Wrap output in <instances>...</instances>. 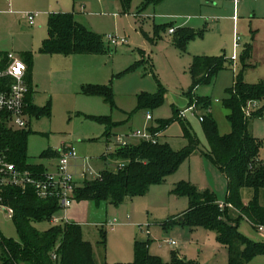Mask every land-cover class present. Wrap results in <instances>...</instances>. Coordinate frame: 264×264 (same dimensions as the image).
I'll list each match as a JSON object with an SVG mask.
<instances>
[{
	"label": "rangeland",
	"instance_id": "obj_1",
	"mask_svg": "<svg viewBox=\"0 0 264 264\" xmlns=\"http://www.w3.org/2000/svg\"><path fill=\"white\" fill-rule=\"evenodd\" d=\"M50 5L56 12L72 14L76 23L99 37L119 71L111 84L112 106L98 96H60L49 115L36 118L29 114L31 121L25 130L29 166L45 167L53 158H45L44 153L65 145L73 147L78 156L76 170L72 171L79 174L84 166L82 160L87 159V166L95 173L87 175V180L95 179L101 171L117 168L118 163L101 159L105 148H110V156L118 142L116 137L105 140L107 131L94 119L98 117H109L117 123L108 130L117 136L156 128L159 121H169L159 139L174 152L188 144L183 133L185 125L198 139L199 150L205 152L208 142L200 121L205 111L200 101L209 102L218 134L226 136L231 130L223 101L234 78L241 76L249 85L264 84V0H163L157 4L129 0L127 5L122 0H0V53L7 52L22 61L31 54L33 59L32 52L39 48L40 37L47 35L43 19L48 16L43 12ZM29 13L39 15L34 27L23 18ZM181 28L201 34L181 47L176 34ZM108 35L127 43L111 45L106 40ZM198 57L224 61L209 84L200 85L189 95V67ZM31 63L32 76L34 62ZM141 94L159 96L162 102L153 109L137 110ZM47 101L45 95L34 93L33 105L42 108ZM192 105L194 110H188ZM259 107L260 104H247L245 116H251ZM174 112L186 113L183 118L172 119ZM147 115L151 121L146 120ZM248 132L264 141V117L250 119ZM125 141L126 145L138 143L132 138ZM260 156H264V147ZM179 182L189 183L197 190H209L221 206L225 205V175L196 152L180 164L166 183L151 186L145 195L126 199L118 206L74 199L69 209L53 216L56 223L39 222L33 227L42 233L63 223L79 225L82 240L90 245L94 264H132L135 243L146 244L148 254L163 264H170L173 256L199 264H227L224 250L213 253L208 247L215 239L213 232L171 224L189 206L186 197L173 193ZM115 222L112 228L105 225ZM238 231L253 242H264V233L245 220L239 221ZM0 236L20 242L14 222L1 212ZM168 241L176 246L167 245ZM249 264H264V255L254 257Z\"/></svg>",
	"mask_w": 264,
	"mask_h": 264
},
{
	"label": "trees",
	"instance_id": "obj_2",
	"mask_svg": "<svg viewBox=\"0 0 264 264\" xmlns=\"http://www.w3.org/2000/svg\"><path fill=\"white\" fill-rule=\"evenodd\" d=\"M163 0H145V4H157ZM128 4L129 0H122ZM179 45L184 47L201 32L192 29H178ZM105 51L100 38L76 23L70 13L50 14L47 22V38L43 41L40 53L46 55L71 56L75 54L96 55ZM32 55L25 56L27 66L26 80H29ZM224 59L195 58L189 72L192 88L189 95L202 84H209L222 68ZM121 75V74H120ZM29 83V82H28ZM86 96H98L110 106L113 105L111 84L107 86H88L82 90ZM27 96V102L29 101ZM161 97L141 94L137 99V110H148L159 106ZM260 104L249 117L245 116L247 104ZM199 104V103H197ZM205 114L202 129L208 142V150H199L198 139L184 125L183 133L187 146L174 152L166 143L138 142L136 145L119 146L110 155L113 160L126 162L116 171H102L97 178L84 180L74 191V199L89 200L96 204L118 206L126 199L145 195L151 186L163 184L167 177L174 174L180 164L190 155L200 152L225 175L227 197L223 208L215 195L209 190H197L186 182L176 184L173 193L186 197L188 209L171 224L190 230L203 228L215 234L218 244L228 253L227 264H249L256 256L264 255V242H253L238 231L240 220L247 221L252 227H264V156L260 149L264 141L254 138L248 132V121L264 117V84L249 85L241 76L234 78L233 86L227 91L223 106L227 110L230 134L220 136L217 125L210 113L208 101L201 100ZM28 113L36 118L50 113L49 104L42 107H28ZM174 112L172 119H177ZM108 130L116 125L109 117L94 118ZM169 121H159L152 134L161 133ZM27 132H11L2 129L0 147L7 149L9 162L19 169H28L43 174L42 166H29L26 163ZM56 152L44 153L45 158L58 157ZM246 201V202H245ZM4 203L13 209L12 221L20 236V242L0 236V264H94L90 245L82 240L80 226L63 223L52 226L44 232L34 229L33 224L50 222L60 210L57 199H39L28 188L8 189L4 193ZM132 264H163L147 252L146 244L135 243ZM170 264H199L177 259L173 256Z\"/></svg>",
	"mask_w": 264,
	"mask_h": 264
},
{
	"label": "built area",
	"instance_id": "obj_3",
	"mask_svg": "<svg viewBox=\"0 0 264 264\" xmlns=\"http://www.w3.org/2000/svg\"><path fill=\"white\" fill-rule=\"evenodd\" d=\"M37 13L26 14V20L29 26H33ZM173 32V31H170ZM106 40L111 45L126 44L124 39H119L108 35ZM238 38L235 39L234 47L237 48ZM26 64L11 54L7 53L0 56V132L2 129L11 132H20L28 127V107L27 96L29 87L26 81ZM192 105L188 110H194ZM186 112L178 114V118H183ZM150 121L151 117L146 116ZM202 121V118H200ZM160 133L152 134L149 129L136 131L130 134V137L139 142H148L156 144ZM118 145L125 146V136H117ZM110 149V148H109ZM7 149L0 147V212L7 215L12 220L13 209L4 203V193L8 189H20L25 191L31 188L39 199H57L61 210L69 209L74 201V191L78 187L74 174L71 171L72 164L78 160L74 148L65 147L59 153L57 164L54 170L45 169L43 174L28 169H19L14 163L9 162ZM111 151V150H109ZM120 164L117 169H121ZM87 175L93 173L85 169L81 174V179L87 180ZM98 175L96 176V178ZM221 208L223 206L220 205ZM56 223V219L52 220ZM115 223H107L108 227H113ZM259 232L264 233V227L258 228ZM168 244L175 246V242L168 241Z\"/></svg>",
	"mask_w": 264,
	"mask_h": 264
},
{
	"label": "crops",
	"instance_id": "obj_4",
	"mask_svg": "<svg viewBox=\"0 0 264 264\" xmlns=\"http://www.w3.org/2000/svg\"><path fill=\"white\" fill-rule=\"evenodd\" d=\"M48 9L49 10H46L45 12H43V13H47L46 16L48 17L50 14L63 13L61 10H59L58 12H56V10H53L52 5H50ZM49 11L51 12L49 13ZM23 18L27 23L26 14L23 15ZM37 18L35 19L33 26H30V27L35 26ZM43 22L46 23V34H47L48 18L45 17V19H43ZM43 37L45 36L40 37V39L42 40L40 42L39 48H37L36 51L32 52L33 59H31V61H33L34 63H33L32 76L31 74H29V84H28V87H29L28 96H30L29 101H28L29 107H32V106L37 107L33 105V102H32L35 92L39 94H43L46 97H48V101L46 102L44 106L49 104L50 111L52 110L53 112L55 108V101L60 96H70L71 98H73V97L82 95L83 94L82 90L84 87L107 86L109 84H112L114 77L117 74L116 71H119V70H116L114 58L108 55L107 52H104L103 54H96V55H83V54H75L71 56L46 55V54L40 53L42 43L47 38V35L45 38ZM5 54H7V52L0 53V56H3ZM30 73H31V70H30ZM32 87L34 88V91H32ZM37 108H40V107H37ZM30 121L31 119L28 121V125ZM112 123L117 125V123L115 122H112ZM162 134L163 132L160 133L159 136L157 137L158 142H160L159 137H161ZM124 136H125V140L128 138H131L130 135H124ZM113 137L115 138L117 137V135L110 134L109 138L105 137V140L108 142L109 139ZM137 142L139 141L137 140ZM130 145H134V144L131 143ZM65 147L67 146L63 145L59 148V150H56L55 152L59 154L60 151L64 149ZM70 148H73V147H70ZM108 153H110L109 148L108 149L105 148V151L101 159L103 161H107L109 159L110 161H114L115 163H118V166H119L121 164L120 161L113 160L111 156H109ZM58 157H54L52 160H49V163L45 167H43V169L44 170L45 169L54 170L55 165L57 164V161H58ZM75 163L76 162L72 164L71 171L76 170ZM82 165L84 166H81V171L79 174L76 173L75 171H72V173L75 176L76 183L78 184V186H80L81 183L83 182V180L81 179L82 172L85 169L90 168L87 166L88 165L87 159L82 160ZM117 168H115L114 170H108V171H116ZM90 171L93 173V175L95 174L93 170H91V168H90ZM101 172H99L98 175ZM169 177L166 178L164 183H166ZM105 225L107 226V224ZM208 247L211 249V252L213 253L218 252L219 250H224L227 253V250L223 246L218 244L216 242V239L211 241Z\"/></svg>",
	"mask_w": 264,
	"mask_h": 264
}]
</instances>
